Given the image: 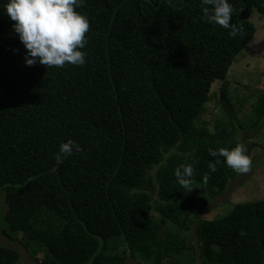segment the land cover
<instances>
[{"label": "trees", "instance_id": "16d2710c", "mask_svg": "<svg viewBox=\"0 0 264 264\" xmlns=\"http://www.w3.org/2000/svg\"><path fill=\"white\" fill-rule=\"evenodd\" d=\"M0 0V228L39 264H172L183 236L237 175L208 150L232 132L196 126L211 82L255 26L241 14L264 0H229L230 29L201 19V0H84L90 24L83 66L25 64L26 49ZM225 107L227 105L223 103ZM259 125L264 93L253 107ZM79 151L57 162L67 140ZM192 164L191 191L175 170ZM205 177H207L205 179ZM16 191V192H15ZM181 229V231H178ZM15 234V235H14ZM17 235V236H16ZM202 264H264V199L235 203L194 228ZM121 237L125 250L110 251ZM0 264H24L0 245Z\"/></svg>", "mask_w": 264, "mask_h": 264}, {"label": "clouds", "instance_id": "9594fccd", "mask_svg": "<svg viewBox=\"0 0 264 264\" xmlns=\"http://www.w3.org/2000/svg\"><path fill=\"white\" fill-rule=\"evenodd\" d=\"M84 0H7L3 12L13 21L12 28L19 41L26 49L25 64H41L47 68H63L66 64L83 66L86 53L82 51L87 45L86 33L90 24L88 18L75 11L83 5ZM201 19L224 29H230L229 36L235 37L239 29L231 24L233 7L229 0H201ZM79 151V145L69 139L59 145L55 155L57 162ZM243 145L232 149H209L208 154L217 157L209 162L210 173L217 171V164L223 158L229 168L245 173L251 167V160ZM192 164H182L174 172L177 182L191 191V178L194 175ZM207 177H205L206 179Z\"/></svg>", "mask_w": 264, "mask_h": 264}, {"label": "rangeland", "instance_id": "374dc122", "mask_svg": "<svg viewBox=\"0 0 264 264\" xmlns=\"http://www.w3.org/2000/svg\"><path fill=\"white\" fill-rule=\"evenodd\" d=\"M241 16L248 19L256 31L231 63L224 90H221L220 79L211 82L208 100L196 126L207 132L235 133L240 145L247 149L251 167L244 173L245 179L233 187L225 201L212 203L203 211L201 217L204 219L224 213L235 203L264 199V116L258 126L247 130L255 119L253 107L264 93V12L252 8ZM1 207L0 194V213ZM109 245L112 252L121 253L126 248L121 237L111 239Z\"/></svg>", "mask_w": 264, "mask_h": 264}, {"label": "water", "instance_id": "95a60500", "mask_svg": "<svg viewBox=\"0 0 264 264\" xmlns=\"http://www.w3.org/2000/svg\"><path fill=\"white\" fill-rule=\"evenodd\" d=\"M245 179V174L244 173H240L237 172V175L233 178H231L225 185L223 191L217 195L216 197L213 198V200L209 203L208 207L210 205H212V203H217L219 201H225L226 198L228 197L229 193L231 192V190L233 189V187L235 185L240 184L243 180ZM206 209H202L195 220V224L193 226V229L195 228L196 224H198L199 222V218L201 217V214L203 213V211H205ZM0 245L7 247L9 249H13L16 250L18 252V254L20 255V258L22 260V262L24 264H39V262L34 261L28 254L25 246L23 244H21L18 241L13 240L12 238H10L9 236H7L2 229L0 228ZM124 264H138L136 262H134L132 259H130L129 257H126L124 260Z\"/></svg>", "mask_w": 264, "mask_h": 264}, {"label": "flooded vegetation", "instance_id": "af4514ba", "mask_svg": "<svg viewBox=\"0 0 264 264\" xmlns=\"http://www.w3.org/2000/svg\"><path fill=\"white\" fill-rule=\"evenodd\" d=\"M253 129V128H252ZM248 130V129H247ZM194 223L190 224L189 227L183 230V236H186V240L188 243H191L192 246L195 248V252L192 255L190 252V247L184 250L182 253H179L175 256V259L172 264H202L198 259L197 253V243L194 235L193 229ZM181 231V229H178Z\"/></svg>", "mask_w": 264, "mask_h": 264}]
</instances>
